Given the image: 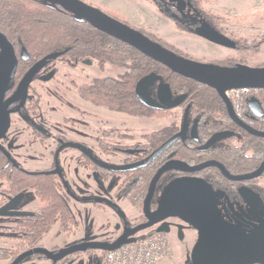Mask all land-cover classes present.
I'll use <instances>...</instances> for the list:
<instances>
[{
  "label": "flooded vegetation",
  "instance_id": "obj_1",
  "mask_svg": "<svg viewBox=\"0 0 264 264\" xmlns=\"http://www.w3.org/2000/svg\"><path fill=\"white\" fill-rule=\"evenodd\" d=\"M0 1L1 4L4 3L3 0ZM157 1L160 7L159 10L163 15L176 23L183 24L186 27L184 31L198 35L197 30L202 27L204 22L207 28L220 32L234 42V47H225L208 40L224 50L235 51L238 55L205 63L222 67L252 66L249 64L250 54L254 51L251 52V49H255L256 43L249 44L241 37H237L235 32L231 33L221 28L220 25L218 26L216 21L221 20L217 15L209 14L204 9L199 8L194 0H184L186 3L184 7L179 6L177 2ZM87 4L131 26L125 19L118 17L115 13L91 3ZM2 11L3 9H0V33L11 44L17 66L9 80L2 100L5 113L9 115L6 131L3 130L0 119V181L6 185L5 188L0 190V217L15 220L0 225V264H13L22 257L23 259L19 264H30V262H27L28 258H33L34 262L46 261L50 264H73L80 257H87L88 264H97L98 262L103 264L107 251L97 248H87V250L68 254L58 260L55 259V256L63 250L77 245L113 244L122 236L137 240L142 238L140 235L143 231L155 230L156 226L130 234L136 227L149 222V216L153 217L157 212L165 187L173 180L182 177L202 178L210 183L214 189L220 191L223 195L219 200L220 209L226 215L228 222L236 223V220H240L253 226L264 221V171L255 178L231 180L216 166H210L196 172H185L177 169L165 171L156 184L149 205V215L145 211V202L153 178L161 168L174 161H180L190 166L212 161L218 162L233 176L252 174L260 168L264 162V136L253 134L247 128L264 133V97L262 98L261 94V90L264 89H254L246 95L239 110L235 109L231 101L236 115L235 119L229 114L222 99L225 111H214L213 114L208 115L204 111L191 110L192 103L185 94L175 95L171 85L165 81L163 76L149 73L147 75H156L162 78V81H155L149 88V95L152 100L162 105L158 98V92L163 86H169L173 100L185 97L182 103L177 107H166L164 109L152 108L144 104L136 92L139 81L147 76L144 75L135 83L136 98L143 106L154 110L155 114L162 112L164 115L131 114L123 110L112 109L96 103L87 96L86 91L94 87L100 80L121 81L125 75L131 72L127 64L120 65L127 70L120 77H105L96 79L91 84H78L73 77V70L85 72L86 67L93 65L94 62H97L101 69H104L107 63L119 64L111 61L101 62L91 56L71 58L65 53L67 49L49 57H33L23 40H17L14 38L12 31L5 29L8 15L1 13ZM224 24L222 23L221 26L224 27ZM137 30L150 38L143 30ZM114 38L125 43L116 37ZM155 42L181 55L175 49L163 45L160 40H155ZM134 49L145 55L138 49ZM10 58L9 53L5 52L2 45H0L1 75H8L7 72H2L1 68L11 66ZM148 58L163 65L150 57ZM192 60L202 62L198 59ZM59 63H66L72 69L71 76L65 75L64 79L58 77L60 74ZM35 67H37L36 72L31 80L26 83L29 72ZM252 67H264V64ZM75 75L78 74L75 73ZM51 82H55L56 87L60 86L68 89L71 93L74 87V96L77 95L81 99V102H76L75 108L72 107L69 115L59 114L54 112L53 109L44 108V99H52V93L47 86ZM78 106L82 107L79 108L80 111L77 110ZM94 108L107 109L132 117H168L172 120L168 126L162 129L147 134H136L132 129L123 127L107 117L97 116L95 111L91 110ZM86 109L88 112L85 111ZM177 110H180V114L177 113ZM162 130H166V132L161 134ZM19 131L23 133V139H18V142H15L16 136L13 137V135ZM181 132H183V136H180L150 160L156 151ZM215 136L217 138L214 142L207 146ZM36 141H39L40 145L48 142L55 144L53 149L54 162L45 169L28 170L17 161L15 155L18 153L32 157L31 154L37 152L33 148ZM69 149L77 151L76 160L82 167L87 168L97 181H103L106 194L114 190L115 198L124 201V205L127 203L132 208V213L125 212L123 205L115 202L114 199L92 198L90 201L99 208L103 207L104 203L116 207L119 218L113 225L112 231L103 232L79 241L66 240L63 245L48 248L43 243V238L53 226L58 224L63 233L71 236L77 223L76 216L69 205V199L71 196H75L78 200L81 198L76 196L68 187L67 177L59 162L61 153ZM12 150H14L15 155ZM181 150L185 151L184 155L180 154ZM43 183L53 186L55 191L53 196L57 195L61 199L62 206H65L69 215L66 218L57 217L46 231L33 237V227L38 224L37 221L43 211ZM28 190L35 194L38 201V210L33 214L23 211L25 194ZM165 222L168 223L165 226L168 231L165 235L171 247L188 245L192 233L195 234L193 245L195 244L198 236L195 229L179 218H168ZM35 249L40 252L27 256V252Z\"/></svg>",
  "mask_w": 264,
  "mask_h": 264
},
{
  "label": "water",
  "instance_id": "obj_2",
  "mask_svg": "<svg viewBox=\"0 0 264 264\" xmlns=\"http://www.w3.org/2000/svg\"><path fill=\"white\" fill-rule=\"evenodd\" d=\"M47 1L60 5L71 12L76 18L85 20L95 28L124 41L148 57L170 68L175 73L213 88L224 101L229 114L235 119L236 115L231 100L227 96V91L238 88L264 89V67H252L248 65L222 67L215 64L198 62L164 48L139 30L112 18L100 9L82 0ZM168 1L177 2L181 7L186 6L184 0ZM202 24V27L197 30L199 36L225 47H234L235 44L231 39L216 30L207 28L204 22ZM0 45H2L5 52H8L11 57V66L1 68V71L7 72L8 75L0 74V119L2 128L6 131L9 115L5 113L2 100L9 80L16 70L17 61L14 59L11 44L1 33ZM36 70L37 67L29 72L26 83L31 80ZM157 80L162 81V78L156 75H147L139 81L136 92L140 100L147 106L157 109L179 106L185 97H179L173 100L169 86H163L158 92V98L162 105L151 99L149 88ZM247 129L253 134L264 136V133H259L249 128ZM180 136H183V132L175 135L165 143L152 155L150 160L155 158L156 155L165 150ZM216 138L217 136L212 138L207 146L211 145ZM210 166L220 168L231 180L255 178L264 171V162L252 174L233 176L218 162L212 161L197 166H190L180 161H174L161 168L153 178L145 202L147 215H149V205L156 184L165 171L177 169L185 172H196ZM222 197L223 195L220 191L214 189L210 183L202 178L182 177L175 179L165 187L156 214L153 217L149 216V222L136 227L130 234H135L155 226V233L165 234L168 232L165 228L168 223L165 220L172 217L179 218L198 233L196 242L190 251L189 264H264V221L253 226L245 224L240 220H236V223L228 222L226 215L220 209L219 200ZM135 241V239H127L125 236H122L113 244L103 245L94 243L77 245L63 250L55 256V259L58 260L68 254L87 250V248L113 251ZM37 252L40 251L35 249L26 254L30 256ZM21 259L23 257L17 259L13 264H19ZM97 264L101 263L98 262Z\"/></svg>",
  "mask_w": 264,
  "mask_h": 264
},
{
  "label": "rangeland",
  "instance_id": "obj_3",
  "mask_svg": "<svg viewBox=\"0 0 264 264\" xmlns=\"http://www.w3.org/2000/svg\"><path fill=\"white\" fill-rule=\"evenodd\" d=\"M4 3H12L15 0H3ZM101 7L107 11L115 13L118 17L125 19L132 27L141 29L148 35L160 40L163 44L175 49L181 55L192 59H198L203 63L209 61H218L228 57L237 56L235 51L224 50L199 35H193L188 31L178 28V24L172 19L163 15L159 10L157 0H83ZM199 8L204 9L209 14H215L221 21L216 24L224 30L235 32L237 37H241L247 43H256L255 49H251V57L249 64L259 66L264 64V0H194ZM1 2V1H0ZM224 21V22H223ZM222 23H225L222 27ZM228 25V26H227ZM249 49V48H248ZM58 68L60 74L58 77L64 79L65 75L71 76L72 69L66 63H59ZM126 68L120 65L107 63L104 69L98 66L97 62L86 67V71L73 70V77L78 84H91L94 80L105 77H120L126 72ZM77 73L78 75H75ZM55 82L48 84V89L52 93L51 98H45L43 106L45 109H53L59 114L69 115L72 107H76V102H81L79 97L75 95V88L72 93L63 87H56ZM77 107V110L80 111ZM103 118H109L123 127L132 129L136 134H147L168 126L171 118H141L132 117L123 113L113 112L107 109L94 108L91 109ZM88 112V110H85ZM50 112V110H49ZM180 114V110H177ZM55 115V113H54ZM15 142L23 139L21 131L14 133ZM38 142V143H37ZM36 153H32V157L26 154H16L17 161L28 170L45 169L54 162L53 149L55 144L50 142L40 145L36 141L34 145ZM76 150H66L61 153L59 162L64 174L67 177L68 187L76 196H71L69 205L76 216V226L74 232L69 236L63 233L59 225L56 224L51 228L48 234L43 238V243L50 248L55 245H63L66 240L79 241L99 235L103 232L112 231L113 225L117 222L119 214L116 207L104 203L103 207H97L90 200L92 198H106L115 200V202L123 205L125 212L132 213V208L124 205V201L115 198L114 190L106 194L103 181H97L88 169L82 167L77 160ZM6 185L0 181V190ZM38 210V201L35 194L28 190L25 194V203L23 211L28 214L36 213ZM15 220H8L0 217V225H5ZM155 233V230H146L140 236H149ZM195 240V234H191L188 245H176L171 251L168 258L161 261L160 264H189L190 251ZM33 258H28L30 264H50L44 262H34ZM87 257H80L73 264H88Z\"/></svg>",
  "mask_w": 264,
  "mask_h": 264
},
{
  "label": "trees",
  "instance_id": "obj_4",
  "mask_svg": "<svg viewBox=\"0 0 264 264\" xmlns=\"http://www.w3.org/2000/svg\"><path fill=\"white\" fill-rule=\"evenodd\" d=\"M0 9H3L1 13L8 15L5 29L12 31L17 40L22 39L33 57H49L67 49L65 53L71 58L91 56L101 62L127 64L131 72L121 81L100 80L86 91L87 96L98 104L131 114L163 116L162 112L155 114L154 110L143 106L134 92L135 83L140 77L155 73L164 77L175 95L185 94L188 97L192 103L191 110L204 111L208 115L214 111H225L214 89L174 73L129 45L76 18L57 4L47 0H15L0 3ZM177 24L179 29H186L180 22ZM150 39L157 40L153 36ZM261 94L263 98L264 90H261ZM165 132L162 130L160 133ZM180 154L184 155L185 151L181 150ZM42 188L43 211L38 224L33 227V237L46 231L57 217L66 218L69 215L61 199L53 196V186L43 183Z\"/></svg>",
  "mask_w": 264,
  "mask_h": 264
},
{
  "label": "built area",
  "instance_id": "obj_5",
  "mask_svg": "<svg viewBox=\"0 0 264 264\" xmlns=\"http://www.w3.org/2000/svg\"><path fill=\"white\" fill-rule=\"evenodd\" d=\"M253 90L252 88L231 89L227 95L235 109L239 110L244 97ZM171 251L167 236L164 233H154L116 250L107 251L103 264H160L170 256Z\"/></svg>",
  "mask_w": 264,
  "mask_h": 264
}]
</instances>
